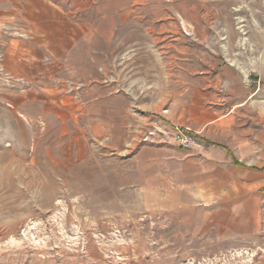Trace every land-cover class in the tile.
<instances>
[{
  "label": "rangeland",
  "instance_id": "rangeland-1",
  "mask_svg": "<svg viewBox=\"0 0 264 264\" xmlns=\"http://www.w3.org/2000/svg\"><path fill=\"white\" fill-rule=\"evenodd\" d=\"M30 1L0 0V264H264V186L131 185L177 71H264V0Z\"/></svg>",
  "mask_w": 264,
  "mask_h": 264
},
{
  "label": "crops",
  "instance_id": "crops-1",
  "mask_svg": "<svg viewBox=\"0 0 264 264\" xmlns=\"http://www.w3.org/2000/svg\"><path fill=\"white\" fill-rule=\"evenodd\" d=\"M177 72L154 122L167 134H157L149 163H135L131 185L195 202L252 197L264 186V71ZM172 127L196 133L198 145L175 147Z\"/></svg>",
  "mask_w": 264,
  "mask_h": 264
},
{
  "label": "built area",
  "instance_id": "built-area-1",
  "mask_svg": "<svg viewBox=\"0 0 264 264\" xmlns=\"http://www.w3.org/2000/svg\"><path fill=\"white\" fill-rule=\"evenodd\" d=\"M172 141L181 149L187 150L198 145L197 138L190 130L176 129L171 135Z\"/></svg>",
  "mask_w": 264,
  "mask_h": 264
}]
</instances>
